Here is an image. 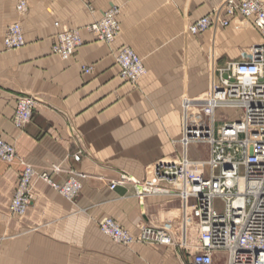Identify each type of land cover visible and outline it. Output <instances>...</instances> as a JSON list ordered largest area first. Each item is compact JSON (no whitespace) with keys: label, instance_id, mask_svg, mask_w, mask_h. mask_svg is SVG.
Returning a JSON list of instances; mask_svg holds the SVG:
<instances>
[{"label":"crops","instance_id":"0c3cea01","mask_svg":"<svg viewBox=\"0 0 264 264\" xmlns=\"http://www.w3.org/2000/svg\"><path fill=\"white\" fill-rule=\"evenodd\" d=\"M20 1L28 6L24 18L16 12ZM225 3L0 0V138L38 173H50L56 166L58 184L75 172L83 185L75 201H68L37 182L27 214L15 216L9 207L23 169L0 160V264H192L171 246L117 245L101 233L98 223L113 219L134 236L146 226L165 227L182 238L192 200L158 195L142 199L134 182L113 190L111 185L122 176L150 185L153 164L176 157L199 159L198 145L181 144V103L209 89L208 48L218 49L225 65L241 61L253 42L262 41L252 23L239 16L225 28L189 32L190 25L213 18L216 11L224 19ZM112 8L121 11V33L107 45L86 28ZM14 23H21L27 45L6 50L3 38ZM67 30L80 31L84 44L64 62L52 54V47L56 34ZM124 47L147 69L136 86L119 76L116 56ZM87 68L90 73L84 72ZM27 95L38 100L37 107L30 124L17 131L12 123L17 99ZM209 173V168L208 174L189 168L194 177L207 178Z\"/></svg>","mask_w":264,"mask_h":264},{"label":"built area","instance_id":"2783aa9c","mask_svg":"<svg viewBox=\"0 0 264 264\" xmlns=\"http://www.w3.org/2000/svg\"><path fill=\"white\" fill-rule=\"evenodd\" d=\"M16 10L19 15H25L26 3L20 2ZM223 10L224 19L216 11L213 18L207 16L190 25L189 32L200 35L216 25L225 28L231 19L239 16L252 23L262 43L251 49L248 57L251 62L220 70L219 86L208 93L203 103L190 106L181 144L208 148L209 176L190 175L189 163L181 157L159 161L152 166L150 185H146L150 192L139 194L192 200L183 223V236L178 238L172 230L155 226H147L132 236L111 219L101 221L100 231L117 245L171 246L180 255L190 257L192 264H264V0H226ZM120 14L119 8L108 10L86 32L107 45L113 44L121 33ZM55 26L58 28L59 24ZM3 42L7 50H19L27 45L20 23L8 27ZM83 44L80 31H62L55 37L52 54L66 62ZM116 63L121 80L132 86L147 75L141 59L128 47L119 50ZM84 72L90 73L91 68ZM37 103L32 96L18 98L13 118L17 130L30 124ZM73 158L76 162L81 160L80 155ZM0 160L23 168L10 207L15 215L27 213L37 182L46 183L69 200L81 192L82 186L74 177L62 185L53 181L59 167H53L50 173H38L2 138ZM126 184L123 177L112 183V189ZM217 200L224 204L221 212L215 208Z\"/></svg>","mask_w":264,"mask_h":264},{"label":"rangeland","instance_id":"374dc122","mask_svg":"<svg viewBox=\"0 0 264 264\" xmlns=\"http://www.w3.org/2000/svg\"><path fill=\"white\" fill-rule=\"evenodd\" d=\"M13 25V24H12ZM10 27V26H9ZM252 32L253 33H255V31H253L252 30ZM254 35V34H253ZM257 34L255 33V36H256ZM257 39H258V36H257ZM261 43V41H257V43L256 42H253L252 43V46L250 47V51H251V49H252V47L254 46V44H260ZM250 51L248 52H245V56H244V58H247L248 56H249V54H250ZM207 58H208V65H207V73H208V76H209V80H210V86H209V89H208V91L204 94V95H202L201 97H199V98H195V99H189V98H183L182 99V103H181V111H182V115H181V128H182V133H183V131H184V127H185V122H186V120H187V116H188V111H189V108H190V106L191 105H193V104H196V103H198L201 99H203L204 97H205V95L206 94H208L209 93V90H210V88L211 87H213L214 85H215V83L216 82H219L220 81V70H222V69H225L228 65H231L233 62H228L227 64H220V61L222 60V58H221V56H220V54H219V51H218V49H215L214 47H212V48H208V50H207ZM225 78H227V77H225ZM229 114H231L232 112H228ZM28 126V125H27ZM26 126V127H27ZM182 147H188V146H182ZM16 150V149H15ZM198 151H199V155H200V157H199V159L197 160V161H195V162H193V161H191V160H189V159H187V158H182V159H184L186 162H188L189 163V166L187 167V171H188V173H189V168L191 167V166H193V167H198V168H200V169H203V170H205V172L208 174V166H207V157H208V148L207 147H205L204 145H198ZM77 155V154H76ZM18 156V155H17ZM3 162V161H2ZM9 165V164H8ZM154 165V164H153ZM152 165V166H153ZM152 166L150 167V173H151V168H152ZM23 169V168H22ZM63 172V171H62ZM61 172V173H62ZM201 175H202V173H201ZM57 175H54V176H52L53 178V180H54V182H56L55 181V177H56ZM203 176V175H202ZM126 178L127 179V183L128 182H132V181H136L135 179H133V178H130L129 179V177H126V176H122V178ZM151 177H152V175H150V179H151ZM70 178V177H69ZM68 178V179H69ZM122 178H120V180L122 179ZM67 179V180H68ZM66 180V181H67ZM65 181V182H66ZM57 183V182H56ZM82 183V182H81ZM45 184V183H44ZM58 184V183H57ZM64 184V183H63ZM47 185V184H46ZM59 185H62V184H59ZM49 186V185H48ZM83 186V185H82ZM50 187V186H49ZM17 188H18V185H17ZM17 188H16V190H17ZM51 188V187H50ZM33 190H34V188H33ZM82 191V190H81ZM79 195H80V193H79ZM78 195V196H79ZM61 196V195H60ZM77 198V197H76ZM75 198V199H76ZM75 199H73V201H75ZM32 200H33V192H32ZM32 200H31V202H32ZM31 202H30V204H31ZM215 208L218 210V211H222L223 210V208H224V204H223V202L222 201H220V200H217L216 202H215ZM12 215H14V214H12ZM15 216H19V215H15ZM25 216V215H24ZM99 228V227H98ZM100 230V229H99ZM102 233V232H101Z\"/></svg>","mask_w":264,"mask_h":264},{"label":"bare ground","instance_id":"6f19581e","mask_svg":"<svg viewBox=\"0 0 264 264\" xmlns=\"http://www.w3.org/2000/svg\"><path fill=\"white\" fill-rule=\"evenodd\" d=\"M20 2H25V1H20ZM19 2V3H20ZM18 3V4H19ZM26 3V2H25ZM17 4V5H18ZM26 6H27V3H26ZM90 6H88V8H89ZM16 8H17V6H16ZM92 8V7H91ZM90 10V9H89ZM91 11V10H90ZM16 12H17V10H16ZM27 12H28V6H27ZM27 12H26V14L25 15H19L18 14V12H17V14L21 17V18H24L26 15H27ZM91 12H93V9H92V11ZM104 16V15H103ZM103 18V17H102ZM102 20V19H101ZM100 20V21H101ZM99 22V21H98ZM98 22H96V23H98ZM120 23V22H119ZM15 24V23H14ZM21 24V23H20ZM56 24H59V23H56ZM55 24V25H56ZM93 24H95V23H93ZM93 24H91V25H93ZM22 26V25H21ZM56 27V26H55ZM59 27H60V25H59ZM58 27V28H59ZM57 28V27H56ZM121 28V27H120ZM23 29V28H22ZM78 31V30H77ZM208 31V30H207ZM59 32H62V31H59ZM58 32V33H59ZM57 33V34H58ZM56 34V35H57ZM120 36V35H119ZM4 37H5V35H4ZM56 37V36H55ZM117 40V39H116ZM3 41H4V38H3ZM261 43H262V41H261ZM3 44H4V42H3ZM256 45H260V44H255L253 47H255ZM5 47V46H4ZM82 47V46H81ZM252 47V48H253ZM80 49V48H79ZM7 50V49H6ZM20 50V49H19ZM250 55V54H249ZM249 57V56H248ZM243 58L241 61H239V62H233L232 64L233 65H237V64H240V63H248V62H251L252 61V59H250V58ZM60 59V58H59ZM142 61V60H141ZM143 63V62H142ZM231 64V65H232ZM145 67V66H144ZM147 70V69H146ZM119 76H120V72H119ZM219 83H220V81L219 82H216L215 83V85L212 87V89L215 87V86H219ZM211 89V90H212ZM211 90L209 91V93L211 92ZM208 95V94H207ZM206 95V96H207ZM27 96H31V95H27ZM205 96V97H206ZM22 97V96H21ZM33 97V96H32ZM205 97L202 99V102H204V99H205ZM18 100V99H17ZM16 106H17V104H16ZM15 111H16V107H15ZM35 112V111H34ZM14 115H15V112H14ZM13 118H14V116H13ZM12 123H13V120H12ZM13 126H14V124H13ZM14 128H15V126H14ZM16 129V128H15ZM25 129V128H24ZM17 130V129H16ZM17 131H22V130H17ZM14 147V146H13ZM15 148V147H14ZM16 151V150H15ZM17 154V153H16ZM75 161V160H74ZM207 161H208V157H207ZM76 162V161H75ZM169 162V161H168ZM77 163H79V162H77ZM30 166V165H29ZM208 166V165H207ZM32 167V166H31ZM53 167H56V166H52V168ZM33 168V167H32ZM51 168V169H52ZM209 168V167H208ZM34 169V168H33ZM23 173V172H22ZM75 173V172H74ZM40 174H43V173H40ZM71 177H74L75 179H77L79 182H80V185L82 186V183H81V181H80V179L82 178V176L79 174V173H76V174H73L72 172H71V176H70V178ZM69 178V179H70ZM68 179V180H69ZM129 179H130V177H129ZM20 180V179H19ZM54 181V180H53ZM116 182V181H115ZM132 182H134V184H135V186H136V188H137V195L140 197V198H142V199H144V196L142 197V196H140V195H142V194H145L146 192L148 193V191L150 192V189H149V187L148 186H145V184H142L141 182H137V181H132ZM56 183V182H55ZM114 183V182H113ZM83 187V186H82ZM117 187V186H116ZM111 189H112V185H111ZM115 189V188H114ZM82 190V189H81ZM113 190V189H112ZM57 192V191H56ZM162 192V191H161ZM140 194V195H139ZM59 195H61V194H59ZM62 196V195H61ZM14 197H15V195H14ZM63 198H65L64 196H62ZM14 199V198H13ZM66 200H68V201H73V200H69V199H67V198H65ZM12 202H13V200L11 201V204H12ZM11 204H10V207H11ZM10 207H9V210H10ZM30 207V206H29ZM27 212H28V210H27ZM10 213L11 214H13L11 211H10ZM187 213H188V211H187ZM186 213V214H187ZM27 214V213H26ZM25 214V215H26ZM15 215V214H14ZM185 217H186V215H185ZM105 219H110V218H105ZM105 219H103V220H105ZM102 220V221H103ZM111 220H113V219H111ZM114 221V220H113ZM184 221H185V219H184ZM184 221H183V223H184ZM101 222V221H100ZM99 222V223H100ZM99 223H98V227H99ZM120 227V226H119ZM147 227V226H146ZM121 228V227H120ZM145 228V227H144ZM122 229V228H121ZM123 230V229H122ZM124 231V230H123ZM126 232V231H125ZM128 233V232H127ZM105 235V234H104ZM131 235V234H130ZM107 236V235H106ZM132 236H134V235H132ZM108 237V236H107ZM110 238V237H109ZM111 239V238H110ZM112 240V239H111ZM113 241V240H112ZM124 247V246H123Z\"/></svg>","mask_w":264,"mask_h":264}]
</instances>
